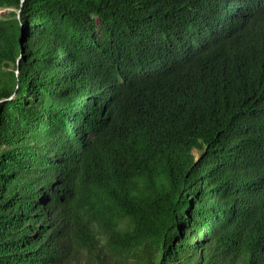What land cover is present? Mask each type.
<instances>
[{
	"label": "trees",
	"instance_id": "obj_1",
	"mask_svg": "<svg viewBox=\"0 0 264 264\" xmlns=\"http://www.w3.org/2000/svg\"><path fill=\"white\" fill-rule=\"evenodd\" d=\"M0 8V264H264V0Z\"/></svg>",
	"mask_w": 264,
	"mask_h": 264
},
{
	"label": "rangeland",
	"instance_id": "obj_2",
	"mask_svg": "<svg viewBox=\"0 0 264 264\" xmlns=\"http://www.w3.org/2000/svg\"><path fill=\"white\" fill-rule=\"evenodd\" d=\"M14 11L12 8H0V18H11L10 14Z\"/></svg>",
	"mask_w": 264,
	"mask_h": 264
}]
</instances>
